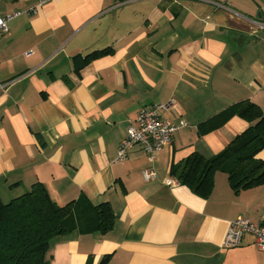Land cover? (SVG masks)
Listing matches in <instances>:
<instances>
[{"label":"crops","instance_id":"obj_1","mask_svg":"<svg viewBox=\"0 0 264 264\" xmlns=\"http://www.w3.org/2000/svg\"><path fill=\"white\" fill-rule=\"evenodd\" d=\"M43 1L0 0V17L21 13L0 34V200L41 183L57 206L84 195L115 218L103 236L55 239L48 264L105 255L113 264H264L250 236L222 248L237 217L264 222V186L234 195L218 172L202 200L169 176L171 164L194 152L209 159L248 127L233 117L197 135L201 123L241 101L264 114V0ZM107 48L114 53L73 69L74 57ZM169 101L161 118L187 125L172 145L151 161L133 147L115 162L138 113ZM144 170L155 177L144 181Z\"/></svg>","mask_w":264,"mask_h":264},{"label":"trees","instance_id":"obj_2","mask_svg":"<svg viewBox=\"0 0 264 264\" xmlns=\"http://www.w3.org/2000/svg\"><path fill=\"white\" fill-rule=\"evenodd\" d=\"M111 48L72 59L78 72L94 60L110 56ZM248 123L242 133L233 137L223 150L209 159L191 153L181 162L171 164L169 176L195 196L206 200L214 188V175L227 176L234 195L264 186V161L257 158L264 149V114L249 102L230 105L198 126L197 135L215 131L231 118ZM115 218L107 202L93 204L81 195L65 206H57L41 183L33 184L27 193L7 203L0 200V264H48L51 243L71 233L105 235L113 229ZM86 264H93L87 260ZM97 264H113L103 256Z\"/></svg>","mask_w":264,"mask_h":264},{"label":"built area","instance_id":"obj_3","mask_svg":"<svg viewBox=\"0 0 264 264\" xmlns=\"http://www.w3.org/2000/svg\"><path fill=\"white\" fill-rule=\"evenodd\" d=\"M43 3V0H38L37 6ZM33 13L35 12L33 11ZM20 14L18 12L0 17V34L7 33L9 20ZM172 103V101H169L148 106L138 113L135 121L126 128L125 136L120 141L117 154H115V162L123 161L127 157L126 153L128 150L133 147H140L144 154L148 156L149 161H151L157 152L172 145V139H174L178 131L187 126L183 121L174 124L161 118L160 114L170 110ZM153 177H155V173L152 170L142 171V179L144 181H150ZM165 184L172 185L174 181L167 179ZM228 226L224 238H222L223 249L238 248L242 246L244 237L250 236L255 250L264 252V222L253 223L247 218L237 217Z\"/></svg>","mask_w":264,"mask_h":264},{"label":"rangeland","instance_id":"obj_4","mask_svg":"<svg viewBox=\"0 0 264 264\" xmlns=\"http://www.w3.org/2000/svg\"><path fill=\"white\" fill-rule=\"evenodd\" d=\"M6 202V201H5Z\"/></svg>","mask_w":264,"mask_h":264}]
</instances>
